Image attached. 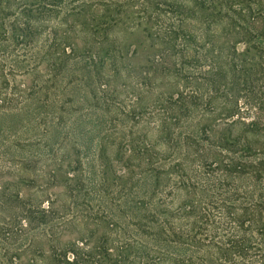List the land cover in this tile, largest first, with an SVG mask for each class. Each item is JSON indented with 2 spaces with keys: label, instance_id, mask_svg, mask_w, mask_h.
I'll list each match as a JSON object with an SVG mask.
<instances>
[{
  "label": "trees",
  "instance_id": "1",
  "mask_svg": "<svg viewBox=\"0 0 264 264\" xmlns=\"http://www.w3.org/2000/svg\"><path fill=\"white\" fill-rule=\"evenodd\" d=\"M70 70L56 141L0 123V264H264V0H0V115Z\"/></svg>",
  "mask_w": 264,
  "mask_h": 264
},
{
  "label": "rangeland",
  "instance_id": "2",
  "mask_svg": "<svg viewBox=\"0 0 264 264\" xmlns=\"http://www.w3.org/2000/svg\"><path fill=\"white\" fill-rule=\"evenodd\" d=\"M8 65L19 69L22 65L16 61H8ZM72 70L67 71L65 76H60L55 81V88L51 91L55 93L52 95V104L46 103V92L44 89L38 91V93L28 99L16 112H6L0 115V123L5 127V140L11 147L13 153L18 155H25V151L22 148H14V143H24L28 139H34L37 136L43 135L44 130H50L47 134L46 139L53 143L58 139L57 130L59 121L58 117L63 115L65 119L69 118L71 115L75 117V109L80 106L78 101V96L63 90L62 87L69 80L72 75ZM81 85L76 84L75 90L81 91ZM61 94V95H60ZM60 98L64 99L65 110L60 109L59 105L61 103ZM57 99H59V104L56 105ZM45 104V105H44ZM79 115V114H78ZM78 117V116H77Z\"/></svg>",
  "mask_w": 264,
  "mask_h": 264
}]
</instances>
